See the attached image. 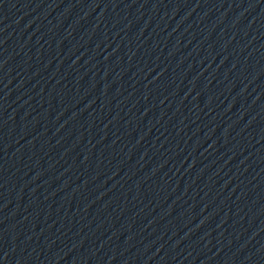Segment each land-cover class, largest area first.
<instances>
[{
    "label": "water",
    "instance_id": "1",
    "mask_svg": "<svg viewBox=\"0 0 264 264\" xmlns=\"http://www.w3.org/2000/svg\"><path fill=\"white\" fill-rule=\"evenodd\" d=\"M0 264H264V0H0Z\"/></svg>",
    "mask_w": 264,
    "mask_h": 264
}]
</instances>
